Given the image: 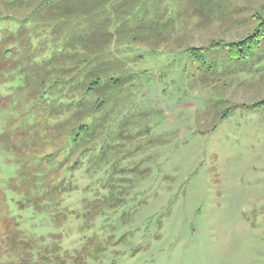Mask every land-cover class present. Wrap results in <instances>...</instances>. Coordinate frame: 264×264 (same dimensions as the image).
I'll return each instance as SVG.
<instances>
[{"label": "rangeland", "instance_id": "1", "mask_svg": "<svg viewBox=\"0 0 264 264\" xmlns=\"http://www.w3.org/2000/svg\"><path fill=\"white\" fill-rule=\"evenodd\" d=\"M262 4L0 0V264L14 225L85 264H264V42L185 51Z\"/></svg>", "mask_w": 264, "mask_h": 264}, {"label": "trees", "instance_id": "2", "mask_svg": "<svg viewBox=\"0 0 264 264\" xmlns=\"http://www.w3.org/2000/svg\"><path fill=\"white\" fill-rule=\"evenodd\" d=\"M187 5H204L203 3H186ZM195 8V9H196ZM196 13L204 16L205 14L200 11ZM254 25L252 29L244 36L236 38L235 40H210L206 46H188L186 47L185 51L190 56L193 63L197 64L199 67H204L205 63V53L208 50H213L217 48H224L227 52V55L230 59H245L247 58L253 50L259 47V45L264 42V4L261 5L260 9L257 10L251 16ZM264 104V99L258 102H255L254 105H262ZM58 187H55L57 189ZM60 188V187H59ZM44 196L37 198L40 202ZM114 201L106 204L109 207H112ZM97 214L100 212L99 210L95 211ZM91 217V216H90ZM85 222L83 223V227L89 228L88 222H86V215H84ZM87 223V225H85ZM91 223V222H89ZM17 225H14L10 228H3L4 232L8 235L10 240L9 242V250L13 257L17 258L19 264H32L27 262L29 255L31 254H56L55 259H48V258H40L39 264H85L84 260L86 259V255L89 253H95L96 250L86 251L83 246L80 245V242L75 238L73 240H66L63 239V233L56 232L49 234L50 243L48 246L43 247L40 242H45L44 237L42 235L39 236H32L29 234H21L17 229H15ZM81 229V227H79ZM1 230V229H0ZM19 237H18V235ZM46 241V242H47ZM72 245H76L71 247ZM10 253V252H9ZM84 254L83 258H79V255ZM53 262V263H52ZM33 263V264H37Z\"/></svg>", "mask_w": 264, "mask_h": 264}]
</instances>
